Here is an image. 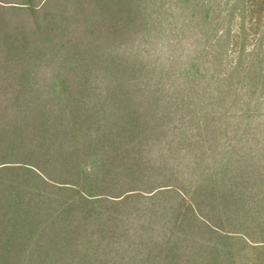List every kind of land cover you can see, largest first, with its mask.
<instances>
[{
  "label": "rangeland",
  "instance_id": "374dc122",
  "mask_svg": "<svg viewBox=\"0 0 264 264\" xmlns=\"http://www.w3.org/2000/svg\"><path fill=\"white\" fill-rule=\"evenodd\" d=\"M185 92L186 102L175 100ZM10 93L32 98L10 104ZM22 115L29 119L18 120ZM98 124L103 129L95 135ZM145 127L160 135L145 140L138 134ZM17 128L12 136L41 153L30 161L55 182L0 172V264H62L55 233L71 225L80 226L75 234L82 242L70 264H159L147 238L166 243L175 220L190 222L187 199L178 208L175 194L145 193L103 206L82 201L72 189L96 185L101 159L126 147L132 158L154 163L161 179L178 181L185 191L196 185L195 208L227 230L245 215L258 219L264 0H0V131ZM64 170L78 178L56 183ZM52 219L59 221L53 229L45 225ZM176 232L191 233L183 225ZM190 235L197 242L207 238ZM252 254L235 247L234 263L256 264Z\"/></svg>",
  "mask_w": 264,
  "mask_h": 264
},
{
  "label": "trees",
  "instance_id": "16d2710c",
  "mask_svg": "<svg viewBox=\"0 0 264 264\" xmlns=\"http://www.w3.org/2000/svg\"><path fill=\"white\" fill-rule=\"evenodd\" d=\"M193 81L194 78L190 76L189 82H186L185 84L189 87ZM171 83L176 82L171 80ZM146 84L148 83L146 82L145 85ZM10 94L12 95H8L7 97V102L10 104H18L32 98V95L30 94ZM183 98H187L186 92L183 96L179 95L175 100L184 103L186 101H184ZM189 98L191 100V96ZM170 99L171 98H168L167 100ZM34 100L35 101H29V103H35L39 99L37 98ZM40 102L47 104L43 99H40ZM174 107L178 109V104ZM44 110L47 113V116H49V113L47 112L49 107L45 106ZM120 110V115H128L126 109L123 107H121ZM143 110L144 109H141L139 111L138 114L140 116H143ZM27 118L28 117L25 115H22L20 118L18 117V120ZM20 122H22L24 126H21V129L19 128L20 134L18 135L22 136V132L26 125L23 121ZM135 124L136 125L133 126V129L138 130L140 124L138 121ZM64 128L69 129L67 127ZM102 129V125L98 124L96 126L95 135L102 132ZM93 130L95 131V129ZM16 131H18V128L13 132L10 130L8 133L6 130L0 131V172L22 171L38 178L39 181L55 182L54 177H51L49 173L38 167L35 162L30 161L32 160L31 157L35 158V156L41 153H31V148L23 147L24 139L12 136ZM138 134L145 136V138H147L145 140L148 141H150L153 136L160 135L157 131L155 134H152L151 130L146 129V127ZM115 135L118 136V139H123L122 136L120 137L118 134ZM59 136V134L54 133L52 139L60 141ZM66 136L67 135H64L63 138H66ZM132 140L139 141L140 139L138 140V138H134ZM129 150L128 147L122 149L121 152H125L124 154H118L116 151H113L112 155L108 158L101 159L94 172V174L99 173L101 175V178L95 177V179H93V181H96V185L80 186L71 184L74 186L72 189L78 191L77 193L82 201H91L95 199L101 205L106 206L109 204H120L133 198H140L145 193H158L157 195L175 194L181 200L178 208H182L187 199L194 211V217L190 222H185V225L183 224V218L175 220L178 223H174L173 227L168 229L166 243L164 242L160 244V242L156 240L154 242L152 241L153 236H148L147 239H149L153 246L152 251L154 252V256H152V258L157 260L159 264H235V247L239 249L240 252L253 253L250 260H253L256 264L264 262V257L260 254H264V215L262 210L264 205H259V211L261 214L258 216V219L245 215L243 221H240L241 223L237 221V227L235 226L232 227V229L227 230V227L219 224L216 219H211L210 217L202 215V213L197 210L198 208H195L194 193L197 189L196 185L190 189L191 191H185L186 188L184 184L182 185L178 181H173V179H161V176H159L160 171L154 167V163L139 162V159L132 158L130 154H126ZM83 173L87 177L94 175L92 174V171H83ZM65 178L72 179L78 177L76 173L70 172V170H64L57 176L56 183H60L59 181ZM188 192H190V195ZM260 204H264V202H261ZM253 221H258V223L253 224ZM231 223H233V221H231ZM45 225L49 228L52 227L53 229L59 226V221L57 219H52L50 222L45 221ZM182 225L187 228V230H190V234L196 232L197 234H203L206 236L207 238H205V242L195 241L196 238L193 239V237H191L193 235L190 234L182 237L178 236L176 231L182 227ZM79 228V225H71V229L66 230L67 232L64 231L62 234L55 233V235H57H54L56 242L57 240L58 243L62 242L63 247V249L54 253L56 263L57 258L62 264H70L71 261L79 259L78 253H80L79 248L81 246L82 237L75 234L79 231ZM174 229H176V231ZM161 231L162 230H157L152 234L156 236ZM54 236H51V238ZM77 247L79 248L77 249ZM23 254L24 253H18V258H23ZM27 254H29V256L37 255L34 252H29ZM41 256L50 259L51 253H43ZM14 257L17 258V256ZM145 257L149 259L151 256L145 254ZM45 258H38V260Z\"/></svg>",
  "mask_w": 264,
  "mask_h": 264
}]
</instances>
